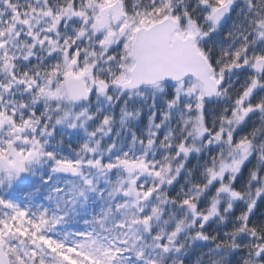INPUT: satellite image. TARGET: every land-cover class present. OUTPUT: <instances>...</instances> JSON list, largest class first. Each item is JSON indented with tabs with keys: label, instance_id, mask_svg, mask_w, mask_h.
Wrapping results in <instances>:
<instances>
[{
	"label": "snow or ice",
	"instance_id": "1",
	"mask_svg": "<svg viewBox=\"0 0 264 264\" xmlns=\"http://www.w3.org/2000/svg\"><path fill=\"white\" fill-rule=\"evenodd\" d=\"M0 264H264V0H0Z\"/></svg>",
	"mask_w": 264,
	"mask_h": 264
}]
</instances>
